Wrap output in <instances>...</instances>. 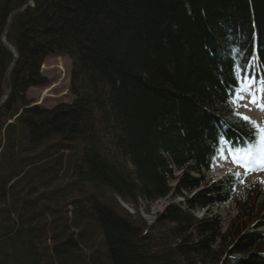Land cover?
<instances>
[{"label":"trees","instance_id":"16d2710c","mask_svg":"<svg viewBox=\"0 0 264 264\" xmlns=\"http://www.w3.org/2000/svg\"><path fill=\"white\" fill-rule=\"evenodd\" d=\"M28 1L0 0V264H264V191L206 176L223 147L256 156L230 104L264 65V0ZM52 56L72 100L17 115Z\"/></svg>","mask_w":264,"mask_h":264},{"label":"rangeland","instance_id":"374dc122","mask_svg":"<svg viewBox=\"0 0 264 264\" xmlns=\"http://www.w3.org/2000/svg\"><path fill=\"white\" fill-rule=\"evenodd\" d=\"M219 14H223V12L219 10ZM254 67L255 70L259 68V66ZM70 69V60L65 56H52L46 58L41 64L40 72L46 77L47 84L42 87L29 88L25 95L27 104L31 106L39 105L45 108H52L57 103L70 102L72 100L71 96L68 94ZM252 83L253 82H250V86H252ZM241 89H243L242 95L244 99L235 102L236 105L234 104V106L236 113L249 117L250 120L255 122L256 125H259L260 128H264V101L261 102L260 100L262 99L254 100L251 96L245 93V87ZM253 100L255 103L251 102ZM256 149L260 153L259 144H257ZM222 152L224 159L217 158L215 166L211 168L206 174L208 178L216 179L219 178L223 173L229 171L238 176L239 183L236 186L235 194H237L239 197L247 192H252L254 194L256 191H258V189L264 191V182H262L264 181V168L261 167V154L252 163V169L254 170H251L241 166L238 163H235L233 154H231L226 148ZM235 155L239 159H247V154L243 152L241 153L237 151ZM168 200V198L160 199L150 204L147 210L146 204L139 202L138 211L140 212L141 216L144 217L146 222L150 223L152 222L155 214L162 210L164 204ZM180 200H182L181 197H174L175 202ZM120 204L128 212L134 213L133 207L122 202H120ZM212 212L219 215L222 221H226L227 217L236 214V210L231 204L217 205L212 209ZM196 214L197 216H200L202 215V212L197 211ZM261 248L264 250V241L261 243Z\"/></svg>","mask_w":264,"mask_h":264},{"label":"bare ground","instance_id":"6f19581e","mask_svg":"<svg viewBox=\"0 0 264 264\" xmlns=\"http://www.w3.org/2000/svg\"><path fill=\"white\" fill-rule=\"evenodd\" d=\"M185 7H186V9H189V6H185ZM190 12L191 11L189 10V13ZM220 26H222V25H220ZM220 26H217V30H218L217 34L221 30ZM214 33H216V31H214ZM225 39H226V35L222 36L221 34H218L217 38L214 41L206 42V46L205 47H206V50H207V52L209 53L210 56H216V57H220L221 58L222 55H225L227 53L229 48L234 46V43L232 42L231 37H227L228 42H225ZM253 63L254 64H251V66H260L261 65L259 63V61H258V58H255ZM7 74H9V73H7ZM8 94H9V92H6V91L3 93L2 98L0 99V106L8 98ZM33 106H31L29 104L22 105L21 103H17L16 105L13 106V109L16 108L18 110L17 115H19L24 110L29 109V108H31ZM17 115L13 116V118H11L9 120V122H13V120L17 117ZM180 201H182V200H180ZM1 208H6V207L1 205Z\"/></svg>","mask_w":264,"mask_h":264},{"label":"snow or ice","instance_id":"6c2138e0","mask_svg":"<svg viewBox=\"0 0 264 264\" xmlns=\"http://www.w3.org/2000/svg\"><path fill=\"white\" fill-rule=\"evenodd\" d=\"M242 68L243 66L237 65L233 71L235 72H242ZM249 82L250 78H249ZM243 89H237L236 93L233 97V102H237L239 100L244 99L243 95H242ZM252 103H255V101H251ZM246 106V105H245ZM239 118L243 121H245L246 123L250 124L253 129L259 133V136L257 138V143L259 144V150H260V154H261V167L264 168V128H260L259 125H256L255 122L251 121L249 117L247 116H243L240 115ZM227 138L226 137H221V142H226ZM256 144H253L251 146V148H255ZM246 154H247V159H239L236 157L235 153H233V159L235 163L240 164L243 167H246L247 169H252V163L254 162L253 160V155L251 153L250 150H246ZM264 182V181H262Z\"/></svg>","mask_w":264,"mask_h":264},{"label":"water","instance_id":"95a60500","mask_svg":"<svg viewBox=\"0 0 264 264\" xmlns=\"http://www.w3.org/2000/svg\"><path fill=\"white\" fill-rule=\"evenodd\" d=\"M30 1H31V0H29V1L26 3V5H29V4H30ZM8 50H9L10 52H13V49H12L11 47H8ZM14 63H15V60L13 61V64L11 65L10 69L14 66Z\"/></svg>","mask_w":264,"mask_h":264}]
</instances>
